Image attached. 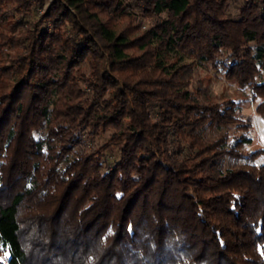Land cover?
<instances>
[{"label":"trees","instance_id":"16d2710c","mask_svg":"<svg viewBox=\"0 0 264 264\" xmlns=\"http://www.w3.org/2000/svg\"><path fill=\"white\" fill-rule=\"evenodd\" d=\"M44 2L0 0V264H264V146L183 61L264 119V0Z\"/></svg>","mask_w":264,"mask_h":264},{"label":"rangeland","instance_id":"374dc122","mask_svg":"<svg viewBox=\"0 0 264 264\" xmlns=\"http://www.w3.org/2000/svg\"><path fill=\"white\" fill-rule=\"evenodd\" d=\"M53 0H45L44 4L39 8H33V17L37 19L43 15L50 3ZM228 4V11L232 17H237L239 14V8L242 5L243 0H226ZM100 3V2H98ZM12 6L2 8L0 14L8 11L11 14ZM99 10V9H98ZM102 13V12H101ZM139 13V12H138ZM109 15V14H108ZM101 16V14H100ZM102 19H106L101 16ZM112 24L117 30L124 32L129 37L136 38L141 33L149 28L152 24V20H140L139 16L133 18H115L111 19ZM48 23V22H47ZM46 26H49L48 24ZM140 26V27H139ZM139 27V29H138ZM185 62L194 63L191 76H190V90L199 95V97L210 103L223 102L228 100H234L241 103L240 116L244 120H249L251 123V133L253 143L251 146L246 147L245 150L249 151L257 147L264 146V119H262L256 113L257 101H254L246 90H241L233 82L226 81L221 75L217 74L212 68L210 63H196L192 59H184ZM83 72L88 75V68L84 67ZM107 135H103L99 138H95V145L101 146L107 139Z\"/></svg>","mask_w":264,"mask_h":264}]
</instances>
